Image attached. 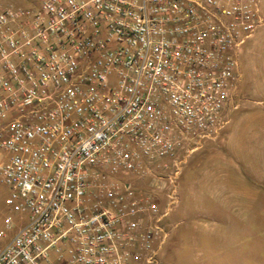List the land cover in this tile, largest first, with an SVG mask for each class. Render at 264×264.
Wrapping results in <instances>:
<instances>
[{
  "label": "built area",
  "instance_id": "built-area-1",
  "mask_svg": "<svg viewBox=\"0 0 264 264\" xmlns=\"http://www.w3.org/2000/svg\"><path fill=\"white\" fill-rule=\"evenodd\" d=\"M260 3L0 1V264H163L183 168L239 107Z\"/></svg>",
  "mask_w": 264,
  "mask_h": 264
},
{
  "label": "rangeland",
  "instance_id": "rangeland-1",
  "mask_svg": "<svg viewBox=\"0 0 264 264\" xmlns=\"http://www.w3.org/2000/svg\"><path fill=\"white\" fill-rule=\"evenodd\" d=\"M260 8L264 18V0ZM238 60L239 107L220 136L205 141L183 168L180 202L172 208L160 255L163 264H264V25ZM8 157L0 150V162ZM139 185L150 190L149 179ZM9 204V188L0 179V229ZM5 243L0 239V247Z\"/></svg>",
  "mask_w": 264,
  "mask_h": 264
},
{
  "label": "crops",
  "instance_id": "crops-1",
  "mask_svg": "<svg viewBox=\"0 0 264 264\" xmlns=\"http://www.w3.org/2000/svg\"><path fill=\"white\" fill-rule=\"evenodd\" d=\"M254 37V36H253ZM8 213V212H7ZM7 241V240H6Z\"/></svg>",
  "mask_w": 264,
  "mask_h": 264
}]
</instances>
